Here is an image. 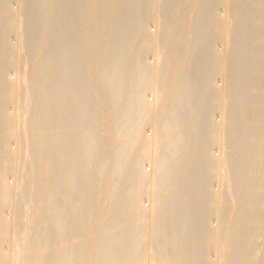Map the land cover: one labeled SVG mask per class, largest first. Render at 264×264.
<instances>
[{
  "label": "bare ground",
  "instance_id": "obj_1",
  "mask_svg": "<svg viewBox=\"0 0 264 264\" xmlns=\"http://www.w3.org/2000/svg\"><path fill=\"white\" fill-rule=\"evenodd\" d=\"M0 264H264V0H0Z\"/></svg>",
  "mask_w": 264,
  "mask_h": 264
},
{
  "label": "rangeland",
  "instance_id": "obj_2",
  "mask_svg": "<svg viewBox=\"0 0 264 264\" xmlns=\"http://www.w3.org/2000/svg\"><path fill=\"white\" fill-rule=\"evenodd\" d=\"M9 176H10V178H13L14 176H13V174H9ZM31 209H29V211H30Z\"/></svg>",
  "mask_w": 264,
  "mask_h": 264
}]
</instances>
